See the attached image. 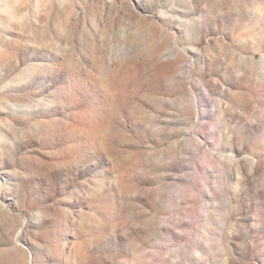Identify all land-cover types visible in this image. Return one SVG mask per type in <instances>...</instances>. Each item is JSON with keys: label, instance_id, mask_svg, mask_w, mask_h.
<instances>
[{"label": "rangeland", "instance_id": "374dc122", "mask_svg": "<svg viewBox=\"0 0 264 264\" xmlns=\"http://www.w3.org/2000/svg\"><path fill=\"white\" fill-rule=\"evenodd\" d=\"M0 264H264V0H0Z\"/></svg>", "mask_w": 264, "mask_h": 264}]
</instances>
